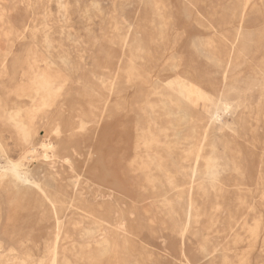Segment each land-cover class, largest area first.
Segmentation results:
<instances>
[{"label":"rangeland","instance_id":"rangeland-1","mask_svg":"<svg viewBox=\"0 0 264 264\" xmlns=\"http://www.w3.org/2000/svg\"><path fill=\"white\" fill-rule=\"evenodd\" d=\"M0 264H264V0H0Z\"/></svg>","mask_w":264,"mask_h":264},{"label":"bare ground","instance_id":"bare-ground-1","mask_svg":"<svg viewBox=\"0 0 264 264\" xmlns=\"http://www.w3.org/2000/svg\"><path fill=\"white\" fill-rule=\"evenodd\" d=\"M160 2V1H159ZM236 2V1H235ZM161 3H162V1H161ZM154 4V3H153ZM242 4V3H241ZM240 4V5H241ZM147 5V4H146ZM160 5V4H159ZM231 5V4H230ZM154 6H156L155 4H154ZM158 6V5H157ZM159 7V6H158ZM162 7H164V6H162ZM166 7V6H165ZM153 8V7H152ZM155 8V7H154ZM160 8V7H159ZM244 8V7H243ZM159 10V9H158ZM228 12V11H227ZM150 13V12H149ZM159 15H160V13H159ZM165 15H167V14H165ZM233 15V14H232ZM225 16V15H224ZM233 18V17H232ZM163 19V18H162ZM225 20V19H224ZM205 23H206V21H205ZM150 27V26H149ZM150 29V28H149ZM160 29V28H159ZM164 29H167V28H165L164 27ZM167 32V31H166ZM238 33V32H237ZM166 37V36H165ZM249 37V36H248ZM156 47V46H155ZM151 48H153V47H151ZM150 51V50H149ZM136 53H138V52H136ZM155 54V53H154ZM178 56V55H177ZM132 57V56H131ZM133 58V57H132ZM142 60V59H141ZM179 60V59H178ZM164 61V60H163ZM147 62V61H146ZM145 62V63H146ZM156 62H158V61H156ZM127 64V63H126ZM131 64V63H130ZM133 66H134V64H132ZM135 69V68H134ZM144 70V69H143ZM142 70V71H143ZM136 71V70H135ZM138 72V71H137ZM143 73V72H142ZM138 73H136V75H137ZM144 74V73H143ZM180 82V81H179ZM188 88L187 89H192V90H195V91H197V92H199V94L201 95V96H204V97H206V98H210V96H211V94L203 87V86H201L200 84H198V83H195V82H192V80H188ZM186 84V83H185ZM179 86H180V88H181V90L183 89L184 90V86H183V84H181V83H179ZM206 87V86H205ZM140 94V93H139ZM194 96V95H193ZM129 97V96H128ZM140 98V97H139ZM194 99V98H193ZM202 99V98H201ZM220 99V98H219ZM134 100H136V99H134ZM194 101H195V99H194ZM129 102V101H128ZM196 102V101H195ZM133 103V102H132ZM225 107H228V103L227 102H224V104H223ZM142 106V105H141ZM135 107V106H134ZM216 117H218V116H216ZM60 132V130H58V131H56L55 133H59ZM40 147L44 150V152H45V154H44V156H45V158H49L51 155V153H52V150H53V148H54V144H53V141H52V139L51 138H47L46 140H44V141H42V143L40 144ZM36 150V148H32V151H35ZM50 153V154H49ZM68 158V156L66 157V159ZM69 159V158H68ZM13 169H14V172L16 173V175H18L19 177H23L24 176V174L27 172V167L25 166V165H23V164H20V163H17V164H14V166H13ZM168 177V176H167ZM169 178V177H168ZM183 203V202H182ZM255 225L254 226H256V222L254 223ZM257 225H259V224H257ZM260 226V225H259ZM255 228H257V227H255ZM253 231V230H252ZM250 235H252V234H250ZM98 237V236H97ZM99 239V238H98ZM55 256V255H54ZM260 258V257H259ZM55 259V258H54Z\"/></svg>","mask_w":264,"mask_h":264}]
</instances>
